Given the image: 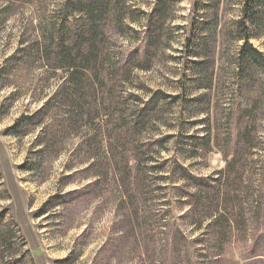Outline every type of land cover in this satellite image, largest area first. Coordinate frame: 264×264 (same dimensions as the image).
Masks as SVG:
<instances>
[{"label":"rangeland","instance_id":"rangeland-1","mask_svg":"<svg viewBox=\"0 0 264 264\" xmlns=\"http://www.w3.org/2000/svg\"><path fill=\"white\" fill-rule=\"evenodd\" d=\"M103 1L72 83L29 46L84 12L0 0V264H264V0Z\"/></svg>","mask_w":264,"mask_h":264},{"label":"trees","instance_id":"trees-1","mask_svg":"<svg viewBox=\"0 0 264 264\" xmlns=\"http://www.w3.org/2000/svg\"><path fill=\"white\" fill-rule=\"evenodd\" d=\"M71 2L72 0H70L67 5L68 10L72 11L74 9H79L81 12H84V15L81 16L83 22L81 26H79V29L66 27L67 24L62 22L60 30H55L56 24L52 23L42 32L43 39L35 41L29 46V53L38 52L46 61H48V63H50V60L52 59L54 61L53 65L57 68H61L62 66L67 67L70 72L69 77L71 78L72 83H75L81 74L85 75L87 70L91 69V66H89L90 54L95 53V50L99 46V41L95 37L99 31L94 24L99 22L104 15L106 6L103 0H89V2H87L88 4H82L83 7L71 4ZM78 3L81 4L82 0ZM5 6V9L7 8L6 10L11 8L8 4ZM67 34L69 35L68 37ZM245 38V45H243V52L246 55L245 58L249 61L264 59L261 52L248 42V37L246 36ZM247 46L250 48H246ZM21 50H23V52L26 51L22 47L20 48V51ZM246 50L248 52L247 54ZM46 105L47 103L45 106ZM45 106H42L40 110L32 115H24L19 118L11 131L15 135L28 133L34 123L42 121L43 116L39 117V115L42 113L47 114ZM198 184L203 186L208 185L205 179L199 180ZM263 239L264 238L260 235L256 245L253 246L252 251L254 255L252 257L264 256L263 252L260 253L256 250L263 242ZM261 258L264 259L263 257Z\"/></svg>","mask_w":264,"mask_h":264}]
</instances>
